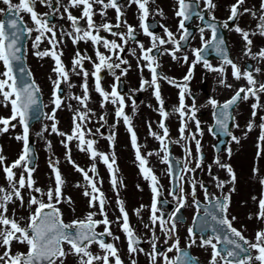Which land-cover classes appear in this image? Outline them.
<instances>
[{
  "label": "flooded vegetation",
  "instance_id": "af4514ba",
  "mask_svg": "<svg viewBox=\"0 0 264 264\" xmlns=\"http://www.w3.org/2000/svg\"><path fill=\"white\" fill-rule=\"evenodd\" d=\"M17 2V0H13ZM215 4L214 8H205L204 0H197V4L193 6V15L185 21V26L188 29V38L185 41H179V35L182 30L179 29V17L175 15L177 10V0H145L146 7L148 8V15L145 17V24L147 25L150 32H153L156 36L162 37L168 40L164 32V28L167 27L173 34L174 37L185 46L182 50L176 51L177 59H173L172 55L163 52V49L174 48L175 45L169 40L168 43L163 45L156 41L157 47L152 49V54L157 57L153 62L154 66L158 69V73H162L163 76H158L159 91L163 106L168 112L165 117V124L168 127V136L171 138L169 143L170 154L172 161L169 162L174 170H177V161H180V167L184 159L190 161V167L195 168L194 172H181L180 175L183 179L180 181L184 188V195L186 197L185 204L179 208L177 212V228L176 232L167 238L165 243V235L160 229L157 223L155 227L150 224V213H151V201H152V190L150 181L146 179L140 172L139 162L136 159V149L133 148L131 142V134L128 131L127 126L123 122V118H117L115 115V109L117 105L113 104L110 100L105 101L101 106L102 97L95 89V78L91 75L93 69V62L97 61L96 50L108 55L111 63H119L120 59L114 55V52L119 53V57L126 60V63H122L120 68H113L111 71L107 67L101 69L99 73L101 87L111 92V86L116 85L117 91L123 95L125 100V106L123 111L130 117V123L133 130L136 133L137 144L142 155L146 156L147 166H149L153 173L156 175L158 180V207H161V212L165 215L175 210L177 207L176 200L173 195L170 194L173 186L176 184L172 174L167 169L169 164L162 162L161 156L163 150L160 148V141H158L153 135L150 134V128L152 132L163 134V130L159 127V120L161 119L158 108L160 103L157 101L154 95L155 86L150 84L152 78L151 70L146 66L147 62L140 56V47L136 41L142 42L145 48H150L152 45V38L149 37L144 30L140 27V10L138 5L135 3H128V0H117L118 5L121 8V21L117 24L116 12L112 7L104 9L106 14H101L98 9L101 5L94 3L93 5V20L96 25H100L103 22H109L112 31L109 32L104 29H100L99 35L112 40H117L118 43H122V50L116 49L110 52L105 49L103 43L93 45L91 40H77L73 43V36L76 35L71 24L72 22L68 19V12L72 15L80 17L82 15V5L73 6L69 4L68 0H59L57 6L56 0H51L52 7L47 4H41L39 0H35V10L38 13H46L49 26L53 29L56 36L55 46L49 43V38L52 36L51 32H46L41 41L37 43V47L33 48V41L37 32L35 26L30 20V16L27 13L21 12L23 20L30 27H33V32L29 35L27 33L22 34L19 41V45L23 43L25 37L23 57L26 65L31 73L32 79L35 80L36 84L41 88L44 93V89L38 83V80L49 81L48 96L51 95L53 88V81L56 79V73L54 69L56 67L55 61L52 56H37L34 53L36 51H43L45 49H53L58 52L64 68L68 71V81H61L60 85L64 92V97L67 91L69 95L73 96L72 100H68L65 97V102H68L67 111L69 112V106H77L76 110L96 114V120L92 123L89 119L85 120L82 124V128L85 130V136L88 139L94 141V148L98 152H104L109 157L114 153L115 164L113 167V174L117 177L118 183L115 188L111 183L112 174L109 173L107 165L103 163L99 157H91L90 154L85 150L84 146H79V142L74 138L69 141L67 150L70 152V156L76 164L81 168L88 171L89 176H94L97 186L103 193L105 199V207L107 210V216L112 223L109 225L113 236H118L119 239L114 240L113 236L105 234L104 239L106 242H113L118 249L119 255L123 261V264H131V259H135L136 264H150L149 253L151 251L150 238L153 236V232L157 237L156 244L157 250L166 252L169 257L175 256V249L167 251L168 245L172 243V240L178 236L180 247L183 249L186 243V237L188 235L187 228L192 226L195 231V236L198 243L191 246L187 250L189 253L199 260V264H210L211 248L210 246L201 247L199 246V238L204 235L211 234V229H207L205 234H201L196 230L195 221L193 216L203 215V206L207 202L204 200V190L200 187L203 183L209 194H215L220 197L222 194H228L230 196V203L228 208V216L231 218L235 216L236 219L232 221L233 226L238 230L242 231L243 235L255 236V232L258 229L264 228V220L257 219L256 213L259 210L258 200L264 192V186L260 183V177H264V169H258L256 173H253L252 169L248 170L247 155L244 152V147L247 142L249 134H255V130L259 128L260 124L264 121L261 117H264V92L258 90L260 83H264V59L256 56L255 54L264 48V36L259 33H255V25L259 20V15L256 17L250 15L249 12H244L243 8H249L256 10L258 13L260 0H244L240 8V15L234 19V21H227V17L230 14V5L235 0H212ZM0 7H6L0 0ZM68 8V12L64 11V8ZM211 12V15H209ZM198 14H203L204 19H199ZM214 17V19H213ZM0 18H4V14L0 13ZM126 22V23H125ZM227 22L230 27L224 28L223 23ZM81 27L86 25V19L82 18L78 21ZM206 23L217 24V35L223 37L224 46L228 51L229 57L241 68V70L248 68L251 74L257 81V97L251 95L247 99H239L234 105H232V117L233 123L231 127L232 135L238 137V140H232V137L224 149V152L219 155L214 153V145L216 138L209 130L214 124V109L208 102V98L212 97L217 99L220 103L228 100L241 86L247 87V80L244 77L239 79L232 76V70L230 65L223 64L224 72L219 73L216 70H209L204 65V61H198L194 65L192 60L194 59L192 49L201 47V34L199 29L204 28V38L208 39L211 36V30L204 27ZM133 26V36L127 39L124 43L121 41L119 36L113 35L115 32L127 33V25ZM233 24H238L242 29L250 32V38L252 40L251 53L247 54L244 51L245 41L243 40L242 34L235 31ZM95 31V29H93ZM71 33V35H69ZM62 37V39H61ZM208 50L204 53L207 57L205 58L214 67L222 64V58L210 47L205 46ZM133 49L132 52L128 49ZM159 50H158V49ZM77 50L81 53L83 69L87 70L88 76L85 78L81 68L77 65H73V57ZM158 51V53H157ZM187 54V61L183 59V56ZM219 56L220 58H218ZM89 57L91 59H89ZM189 66L192 67L191 79L187 82L184 81L183 77L188 73ZM260 71H255V69ZM126 69V71H123ZM3 71V66L0 64V72ZM123 71V75L121 72ZM43 76V79H41ZM168 77L173 80V83H169ZM145 82V86L141 88V79ZM225 80V84L222 85L218 81L220 79ZM87 82L89 99L87 100V109L81 104L80 101L75 99V96H82L84 89L81 85ZM186 84L184 89V103L185 105L195 106V119H192L188 112H191L190 108H186V115L183 117L186 124V138L180 139L179 125L181 122L180 113L174 111L175 107L179 106L180 103V92L179 85ZM71 85V87H69ZM228 85H231L230 87ZM190 93V94H189ZM256 103L257 108L255 110V116L252 115L253 109L252 104ZM135 108V111L133 110ZM75 110V111H76ZM11 114L9 106H5L0 103V116L7 117ZM103 115L105 119H100ZM66 119V122L73 124V121ZM199 121L200 132L196 131V121ZM249 121L252 122V127L248 128ZM13 123V121H10ZM235 125V126H234ZM2 126V125H0ZM18 126V127H17ZM72 129L71 126H69ZM14 129V128H10ZM0 131V137L2 138L3 147H7L8 135L15 131L22 134V126L19 123L16 124L14 130ZM90 130V132L88 131ZM191 131L192 136L188 137L187 133ZM71 132V130H70ZM115 133L113 141L110 143L108 137ZM260 135V131H258ZM21 140V139H20ZM179 140V143L176 141ZM196 140L200 141V153H201V164L200 167L196 168L194 157L196 156ZM185 148L191 149L192 156L186 157ZM158 150L159 155L156 151ZM230 149V154L229 150ZM151 152V154H149ZM0 155L5 157L4 164H11L12 161L17 159L19 156L16 155L14 160L8 159L6 151H0ZM217 158L221 164H229L235 172V180L230 181L227 170L220 167L216 163ZM95 164V174L91 170V165ZM40 159L38 158L33 168L32 177L35 181V185L39 186L38 176L36 175L37 169L39 172ZM64 182H65V194L67 200L64 204H58L62 213V218L65 223L73 219H83L86 217L89 211L95 212L96 219H102L99 214V204L94 203L92 207H89V196H86L85 187H87L81 172L75 169L72 163L65 157L64 163ZM13 171L16 173V177H19L21 172H24L27 176V172L20 166H16ZM252 177V179H251ZM2 178V184L5 189H9L8 181L3 171V164H0V179ZM195 179L196 181V197L201 202V208L197 212L196 206L191 203V185L189 180ZM218 178V179H217ZM218 180L228 181L224 184L223 188H218L216 185ZM139 185V187H138ZM250 185V189L254 190L257 188L256 193H249L245 186ZM22 194L26 195L29 190L25 187L21 189ZM90 191V188H89ZM24 192V193H23ZM3 195V193L1 194ZM99 195V194H97ZM176 195H179V189H176ZM38 196L40 194L38 193ZM117 196L123 202V206L128 214L129 224L134 230L135 234L139 237L138 248H142L143 251H137L136 253L129 254L127 249V238L123 230L119 227L122 220L116 218L121 216L119 206L116 203ZM71 198L69 201L68 198ZM255 197L256 199H253ZM43 199H47L46 196ZM167 201V203H163ZM24 203L21 205L19 199L13 197V200L7 202L8 215L12 216L13 211L15 214L22 213L24 215L29 214V206ZM63 205H65L63 207ZM232 205L240 207H254L256 212L252 214L254 217L248 214L246 218L241 219L236 209L233 210ZM139 210V214L137 213ZM161 213L158 212L157 215ZM19 215H16L17 219ZM199 219V218H198ZM149 225V227H145ZM104 225L99 224L96 226L98 232H102ZM68 246L65 245V248ZM93 253L100 252L98 244L89 246ZM225 244L221 242L218 248L223 249ZM26 251V245L13 241L11 251ZM3 248L0 247V252ZM255 253V250H253ZM64 264H78L77 257L74 255H68ZM156 264H163L162 258L157 257ZM258 264V262H253Z\"/></svg>",
  "mask_w": 264,
  "mask_h": 264
},
{
  "label": "snow or ice",
  "instance_id": "6c2138e0",
  "mask_svg": "<svg viewBox=\"0 0 264 264\" xmlns=\"http://www.w3.org/2000/svg\"><path fill=\"white\" fill-rule=\"evenodd\" d=\"M41 4H47L52 7L51 0H39ZM69 4L73 6L82 5V15L80 17L72 15L68 12V8L65 7L64 11L68 12V19L72 22L71 26L75 31L76 35L73 36V43L77 40H91L93 45L98 43H103L105 49L110 52L113 50L121 49L122 43H118L117 40H109L101 35H99L100 29L112 31V27L109 22H103L100 25H96L93 20V5L98 3L101 8L98 11L103 15L106 14L104 9L107 7H112L116 12L117 24L121 21V8L117 3V0H68ZM244 0H235L234 3L230 5V14L227 17V21H234L240 15V8L238 6L243 5ZM3 5L6 7H0V13L4 14V18H0V64L3 66V71L0 72V103L5 106H11V114L7 117L0 116V131H6L9 128H15L16 124L22 126V134L17 135V139L23 140V150L11 164H4L5 157L0 155V164H3V171L5 173L6 179L8 181L9 189H5L0 186V247L3 251L0 252V264H64V260L68 255H74L77 257L78 264H123V261L119 255L118 249L113 242H106L104 239L105 234L113 236L109 225L112 223L108 219L107 210L105 207V199L103 193L97 186L94 176H89L88 171L81 168L75 161L72 160L70 152H66V158L70 163L73 164L76 170L81 172L86 182L87 187H85V195L89 196V207H92L94 203L99 204V214L102 219L94 218L96 216L95 212L89 211L85 218L83 219H73L67 223L62 218V213L58 205L62 198V184L63 178L59 169L54 163L50 161L52 168V173L55 176V184L53 187H48L47 190L42 189L35 185V181L32 177V172L34 169L29 166V154L32 149L29 147V118L33 113V110L40 109L43 105L40 102L38 93L40 91L39 86L36 84L34 79H25V76L31 77L30 72H25V69L20 66V62L23 60L21 54V47L19 41L22 34H31L33 32V27H30L24 22L23 16L20 15L21 12L27 13L30 16L32 24L35 26V31L37 35L33 41V48L37 47V43L42 40L46 32H51L52 36L49 38V43L55 46L56 36L53 29L49 26L46 13H38L35 10V0H2ZM128 3H135L138 5L140 10V27L144 32L152 38V45L150 48H145L142 42L136 41L140 47V56L144 61L147 62L146 66L152 72V78L150 84L155 86L154 95L157 101L160 103L158 111L160 113L161 119L159 120V127L163 130V134L152 132L151 126L150 134L153 135L158 141H160V148L163 150V155L161 156L162 162L168 163L167 171L172 174L176 181L170 194L176 200L177 207L175 210L168 212L166 215L161 212V207H158V180L156 175L153 173L152 169L147 166V159L145 155H142L139 146L137 144L136 133L133 130L130 117L123 111L125 106V100L122 94L117 91L115 84L111 86V92L105 91L101 87L99 73L101 69L107 67L109 71L113 68H120L122 63H126L119 57L118 52H114L119 63H111L110 57L105 55L99 49L96 50L97 61L93 62V71L91 75L95 78V89L102 97L101 106H103L105 101L110 100L113 104L117 105L115 109V115L117 118H123L124 124L127 126L129 133L131 134V142L134 149H136L135 155L139 162V169L141 174L150 181V186L152 190V201H151V213H150V224L155 227L158 223L160 229L165 235V243H167V238L172 236L176 232L177 228V212L179 208L185 204L186 197L184 195V188L180 181L183 177L180 175L181 172H194L195 168L190 167V161L184 159L182 162V167H180V161H177V170H174L170 161L169 143H171V138L168 136V127L165 124V117L168 112L163 106V101L161 99V94L159 91L158 76H163L162 73L156 71L154 66V61L157 59L156 56L152 54V49L157 47L156 41H159L160 45L168 43L169 40L174 48L163 49V52H167L172 55L173 59H177L176 51L181 48L179 41H185L188 38V29L185 26V21L188 20L193 15V6L197 4V0H177V10L175 15L179 17L178 27L180 30L179 41L174 37V34L167 28H164V32L168 37L165 40L162 37L156 36L153 32H150L147 25L145 24V17L148 15V8L146 7L145 0H128ZM57 6L59 5V0H56ZM205 8H214L215 4L212 0H204ZM244 12H249L251 16L256 17L259 15V20L255 25V33H259L264 36V0H260L258 13L256 10L249 8H243ZM211 15V12H209ZM199 19L203 20V14H198ZM86 19V25L81 27L78 21L80 19ZM214 19V17H213ZM126 23V22H125ZM204 27L211 30V36L208 39L204 38L203 32L204 28H200L201 34V47L193 48L192 64L203 60L205 67L209 70H216L223 74L224 67L223 64L230 65L232 70V76L239 79L241 77L246 78L247 87L241 86L236 89L234 94L228 99L220 103L217 99L209 97L208 102L214 109L213 116L214 121L218 129L222 132L231 135L228 129V120L232 119L229 112V108L234 105L239 99H247L249 95L257 97V81L255 77L251 74L248 68L241 70V68L229 57L228 51L224 46L223 37H218L217 35V24L206 23ZM224 28L230 27L227 22L223 23ZM235 31L242 34L243 40L246 42L244 45V51L252 55L250 49L252 45V40L250 38V32L248 30L242 29L238 24H233ZM95 29V31H93ZM71 35V33H69ZM113 35L119 36L121 41L126 43L128 38L133 36V26L127 25V33L115 32ZM62 39V37H61ZM214 50L221 58L222 64L216 65L215 67L211 65L204 57V53L208 50L207 47ZM128 51L132 52L133 49L129 48ZM37 56L51 55L55 61L56 67L54 72L57 74L56 79L53 81V88L51 91V103L53 107L51 113L47 114L48 118L53 121L51 124V129L58 134L65 137L61 143L65 144L66 148L68 142L74 138L79 142V146H84L86 144V151L91 157H99L105 165L108 167V171L112 174L111 183L113 188L116 187L118 183L117 177L113 174V167L115 164L114 153L109 157L104 152H98L94 148V141L88 139L85 136V130L82 128L83 122L86 120V112L76 110L73 118V127L70 133H61L57 128L55 122V112L58 107L61 106L63 97L58 94V88L61 81H68V71L64 68L60 55L57 51L53 49H45L43 51H36L34 53ZM256 56L264 59V48H261L256 54ZM89 59H91L89 57ZM183 59L187 61V54L183 56ZM82 57L79 50H77L75 56L73 57V65L79 66L83 72L84 77L88 76L87 70L83 69ZM123 71H126L124 69ZM123 71L121 75H123ZM255 71H260V69H255ZM192 67L189 66L188 73L183 77L184 81L187 82L191 79ZM164 79H169L168 77H163ZM173 80L169 79V83H173ZM220 84L224 85L225 80L222 78L218 81ZM147 82L141 79V88L145 86ZM229 87L231 85H228ZM71 87V85H69ZM84 89L82 96H75V99L80 101L81 104L87 109V100L89 99V92L87 82L81 85ZM180 92V103L178 107L174 108V111L180 113L181 122L179 125L180 139L186 138V124L183 117L186 115L185 109L190 108L191 112H188L192 119H195L193 115L196 111L194 104L185 105L184 103V89L186 84L179 85ZM260 92H264V83H260L258 86ZM190 94V93H189ZM252 115L255 116L257 104H252ZM219 109L217 112L216 110ZM135 111V108H133ZM91 111V109H87ZM100 119H105L103 115ZM264 121V117H261ZM13 121V123H10ZM199 121H196L197 127L196 131L200 132ZM235 126V125H234ZM252 122L249 121L247 127L251 128ZM260 136L257 143V156L261 154L260 152V141H264V122L260 124ZM209 130L212 128L210 126ZM90 132V130H88ZM115 133H112L108 137L109 142L113 141ZM188 137L192 136L191 131L187 133ZM232 140H238V137L232 135ZM179 143V140L176 141ZM200 141L196 140V156L194 157V162L196 168L200 167L201 164V153H200ZM156 151L159 155L158 150ZM230 154V149L228 150ZM151 154V152L149 153ZM186 157H191V149L185 148ZM216 163L220 167L227 170L229 180H235V172L229 164H221L217 158ZM16 166H20L26 170L27 176L24 172L16 177V173L13 169ZM91 170L95 174V164H92ZM253 173L258 171L257 168L253 167ZM218 179V178H217ZM228 181L218 180L217 187L223 188L224 184ZM191 185V203L196 206L197 212L201 208V202L196 197V181L195 179L189 180ZM260 183L264 186V177H260ZM27 188L29 190V198L27 200V205L29 206V214L26 217H21L20 220H24L25 223L21 224L20 220L15 218V212L13 211L12 216H9L7 202L13 200V197L19 199L21 205L24 204V197L21 189ZM139 187V185H138ZM200 187L204 190V200L207 202L203 206V215L193 216V220L198 218L201 221V231L205 229H211V234L204 235L199 238V246L211 248L210 264H253V262H258V264H264V228L258 229L255 232L253 240H249L243 235L242 231L238 230L233 226L232 221L236 219L235 216L231 218L228 216V208L230 203V196L228 194H222L217 197L215 194H209L208 190L205 188L204 184L201 183ZM90 188V191H89ZM179 189V195H176V189ZM39 193L40 197L33 195L32 193ZM99 194V195H97ZM46 196L47 199H43ZM69 201L71 198H68ZM253 199H256L253 197ZM119 206V211L121 216L117 217V220H122L119 227L123 230L127 238V249L129 254L136 253L138 250L143 251L142 248H138L139 237L135 234L134 230L129 224L128 214L123 206V202L117 196L116 200ZM163 203H167L164 201ZM259 210L256 213L257 219L264 220V192H262L258 200ZM160 212V215L157 213ZM139 214V210H137ZM103 224L102 232H98L96 226ZM149 227V225H145ZM187 237L185 247L182 249L179 243V237L176 236L170 245H168L167 251H172L175 249L176 255L169 257L166 252L158 251L156 240L157 237L153 232V236L150 238L151 251L148 254L150 259V264H156L157 257L162 258L163 264H199V260L192 256L187 250L193 245L198 243L195 236V231L192 226L187 228ZM113 239H119L118 236H113ZM18 242L26 245V251L17 250L14 253L11 251L12 242ZM220 242L225 244L223 249L218 248ZM98 244L100 252L93 253L90 249V245ZM65 245L68 247L65 248ZM255 250V253H253ZM131 264H136L135 259H131Z\"/></svg>",
  "mask_w": 264,
  "mask_h": 264
},
{
  "label": "rangeland",
  "instance_id": "374dc122",
  "mask_svg": "<svg viewBox=\"0 0 264 264\" xmlns=\"http://www.w3.org/2000/svg\"><path fill=\"white\" fill-rule=\"evenodd\" d=\"M41 79H43V76H41ZM38 83L42 86V88L45 90L43 95H44V99L46 101L45 103V118L41 121V123H39L38 126H36L35 128L32 129L31 133L33 134V136L35 137V148L37 149V153H38V158L40 159V165H39V172L37 169L36 175L38 176V182H40V185L38 187H41L42 189L44 188V186H46V188L48 187H53L55 184V176L52 173V168L50 166V161L53 162V160L57 163L55 164V166L59 169L63 181H64V177H65V173H64V163H65V157H66V147L63 143H61L62 140H64V136L61 134H58L57 132H54L51 129V124L53 123V121L51 119L48 118L47 114L51 113V109L53 107V104L51 103L52 97L48 96V90H49V81L46 80H38ZM65 97L67 99V101L72 100L73 96L71 98V96L69 95V91L66 92ZM63 101V100H62ZM68 102H65V100L61 103V106L57 108L56 112H55V118H57L58 120V116H61V119L59 122H57V128L60 130L61 133H69V126H71L70 123L66 122V118H68V116H73L75 114V110L77 108V106H69V112L66 110L68 107ZM91 119H92V123L96 120V114L95 113H89ZM18 127V126H17ZM257 131H259V128H257L255 130V132L257 133ZM21 134L18 131L13 132L12 134L8 135V143H7V147H3L2 145V138L0 137V151H6L8 154V159L14 160L15 156L18 155L20 153V139H17V135ZM257 143L258 140L255 137V134H249L248 138H247V142L245 144L244 147V152L247 155V165H248V170H251L252 166H253V152L255 150H257ZM56 148V150H55ZM260 148L262 149V154L261 156L258 158V160L256 161L257 163V168L258 169H264V141H261V146ZM254 150V151H253ZM257 153L255 154L254 158L255 160L257 159ZM252 179V177H251ZM2 178L0 179V184H2L3 182L1 181ZM65 182H63L62 186L64 188ZM37 186V185H36ZM247 191L250 193H256L257 194V188L254 187V190L250 189V185L245 186ZM24 193V192H23ZM2 193H0L1 195ZM33 195L38 196V193L33 192ZM24 197V203H27V200L29 198V193H27L26 195H23ZM40 197V196H38ZM64 204V203H63ZM27 205V204H26ZM28 206V205H27ZM65 205H63L64 207ZM233 210L231 211V214L233 215V212L237 209V206L232 205ZM238 213L240 215L241 219L246 218V216L250 213L251 215L254 217V215L252 214L253 212H256V208L254 207H240L237 209ZM19 215V217L17 218L18 220H20L21 217H26V215L22 214V213H18L15 214ZM21 224L25 223L24 220H20ZM250 239H254V237L248 236Z\"/></svg>",
  "mask_w": 264,
  "mask_h": 264
},
{
  "label": "water",
  "instance_id": "95a60500",
  "mask_svg": "<svg viewBox=\"0 0 264 264\" xmlns=\"http://www.w3.org/2000/svg\"><path fill=\"white\" fill-rule=\"evenodd\" d=\"M24 69H25V72L27 73L26 68H24ZM25 79H30V77H28V76L26 75V76H25ZM38 96H39L40 102H41V104H42L41 96H40L39 93H38ZM42 117H43V108L33 110V113H32V115H31L30 118H29V126H30L33 122H35V121H40ZM29 147L32 149V143H31V141H30ZM29 155H30V156H33V152H31Z\"/></svg>",
  "mask_w": 264,
  "mask_h": 264
}]
</instances>
